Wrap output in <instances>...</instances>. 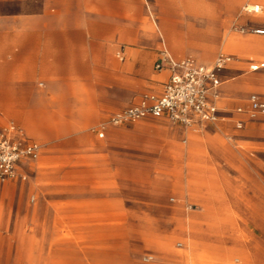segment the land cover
Listing matches in <instances>:
<instances>
[{"label":"rangeland","instance_id":"1","mask_svg":"<svg viewBox=\"0 0 264 264\" xmlns=\"http://www.w3.org/2000/svg\"><path fill=\"white\" fill-rule=\"evenodd\" d=\"M122 2L125 34L141 38L124 44L126 61L137 57L131 47L150 53L151 72L162 50L207 64L235 56L223 75L227 117L196 129L149 117L101 138L110 114L145 90L140 75V88L119 93L103 119L83 124V114L65 112L45 140L0 108V129L13 122L43 145L28 180L0 183V264H264V119L237 129L229 117L250 93L264 97V32H255L264 31V0ZM254 4L263 10L251 12ZM91 185L103 198L95 206L110 208L118 194L120 208L88 211Z\"/></svg>","mask_w":264,"mask_h":264},{"label":"crops","instance_id":"2","mask_svg":"<svg viewBox=\"0 0 264 264\" xmlns=\"http://www.w3.org/2000/svg\"><path fill=\"white\" fill-rule=\"evenodd\" d=\"M33 2L34 7L27 6ZM15 4L19 7L10 6ZM122 9V0L119 13L116 0H0V108L4 114L19 119L45 140L53 133L50 122L65 112L83 114V124L103 119L108 108L123 102L119 93L140 88V76L147 77L140 96L160 90L170 72L155 68L159 57L154 72L149 52L131 47L129 54L135 51L137 57L126 61L124 44L138 42L140 35L125 34ZM125 69L135 76L126 75ZM223 84L220 107L225 110ZM113 127L117 126L103 130L104 137ZM112 161L109 167L119 168L118 161ZM92 192L91 185L85 198L88 211L120 208L118 194L111 195V207L106 209L95 206L103 198Z\"/></svg>","mask_w":264,"mask_h":264},{"label":"built area","instance_id":"3","mask_svg":"<svg viewBox=\"0 0 264 264\" xmlns=\"http://www.w3.org/2000/svg\"><path fill=\"white\" fill-rule=\"evenodd\" d=\"M262 10L261 4H254L250 8L254 13ZM234 60L235 56L228 53L218 54L210 64L193 57L175 60L167 50H162L155 68L167 69L170 74L161 89L145 92L136 101L113 113L107 124L121 126L149 117L165 118L174 125L188 129L216 124L221 118L227 117L225 113L228 111L220 107L223 75ZM262 66L250 64L252 70H259ZM230 113L232 116L229 117L238 116L235 124L237 129H243L249 121L263 120L264 97L252 92L246 105L239 106ZM103 129L105 127L101 129L100 137L105 135ZM42 153L43 145L30 137L22 127L11 122L0 129V183L28 180ZM190 208L194 209L195 205ZM177 246L183 247L184 243L178 242ZM154 259L152 255L143 257V261L147 263Z\"/></svg>","mask_w":264,"mask_h":264}]
</instances>
